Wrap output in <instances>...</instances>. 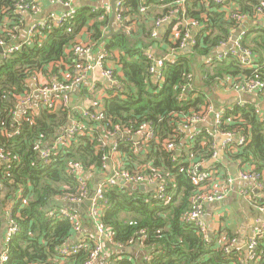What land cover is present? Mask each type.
Listing matches in <instances>:
<instances>
[{
    "label": "trees",
    "instance_id": "obj_1",
    "mask_svg": "<svg viewBox=\"0 0 264 264\" xmlns=\"http://www.w3.org/2000/svg\"><path fill=\"white\" fill-rule=\"evenodd\" d=\"M14 1L0 0V23L3 16L8 15L9 27L20 16L12 10L8 14L2 10L12 7ZM177 1L128 0L126 14L138 21L143 34L120 29L110 36L102 30L106 20L98 19L102 10L95 5L94 0H82L77 13L54 27L42 43L25 45L8 57L0 52V152L13 159L8 169H4L0 161V242L9 255L4 264L85 263L94 246L91 239L86 241V247L77 255L63 263L57 260L56 254L58 247L73 237L74 229L69 219L59 218L53 213L64 206L66 196L81 193V184L78 177L70 172V163L80 162L85 173L107 171L102 168L104 156L109 154L112 145L108 142L105 147H99L97 139L100 135L116 123L137 127L145 121L154 125L160 134V143H147L135 153L131 141L122 139L118 142V149L125 155L123 159H127L128 168L134 169L140 165L147 169L160 168V178L166 183L165 194L169 200H160L154 191H141L126 185L106 188L105 197L109 204L104 209L102 221L113 231V242L127 244L146 230V246L153 255L150 264H253L247 261L245 253L241 251L234 250L227 256L224 249L216 244L215 238L206 242L203 235L185 221L191 207L190 197L197 189L188 170L193 163L212 159L213 138L203 130L194 137L192 145L187 141L182 151L178 155L174 154L176 161L163 148V141L175 136V130L185 115L201 112L212 103L211 93L202 87L214 85L217 77L264 79V24L258 29L252 27L246 30L240 40L244 48L256 55L257 68L244 67L234 55L208 66L206 58L214 55L219 44L228 40L234 31L241 28L242 23L227 16L223 5L213 0H187V17L197 19L202 27L194 34L195 42L189 43V49H180L187 27L182 23L183 19L181 21L183 11L179 9V18L162 36L161 45L164 51L161 55L168 52L169 46L175 49V57L167 61L163 68L164 81L154 82L149 74L151 60L147 50L161 43L158 42L160 39L151 36V29L142 19H148L156 6L164 7L157 17L168 13L170 3ZM234 1L235 7L253 20H256L253 14L257 8L262 6L264 9V0ZM142 7L148 9L142 11ZM176 25L180 35L172 39V30ZM85 29L95 42L104 46L111 60L121 66L123 74L116 71L124 87H115L104 99L99 115L101 121L98 120L100 124L85 120L87 127H93L92 131L74 136L66 146L60 145L59 153L52 154L53 162L46 164L40 157V148L53 145L73 112L64 107H44L37 112L29 109L26 115L15 121L14 111L17 110L18 99L31 92L28 79L32 75H46L50 70L58 73L60 69L64 70V62H74L75 57L70 48ZM6 40L10 38L6 37ZM199 70L204 85L196 82ZM189 74H192V80L188 79ZM225 108L227 112L222 128L237 131L248 138L246 145L238 146L235 152L227 150V158L242 162L245 168L253 167L264 173V116L250 102ZM91 110L95 111L93 108ZM74 113L82 118L79 111ZM16 130L19 133L13 135ZM186 133L180 134L179 143L187 136ZM92 186V181H88V187L91 189ZM19 192L21 196L18 197ZM11 201L14 202L8 210ZM78 209L81 210V206ZM10 219H14L21 230L6 242ZM259 247L261 257L257 264H264V236L259 238ZM109 264L147 263L118 254L111 257Z\"/></svg>",
    "mask_w": 264,
    "mask_h": 264
},
{
    "label": "built area",
    "instance_id": "obj_2",
    "mask_svg": "<svg viewBox=\"0 0 264 264\" xmlns=\"http://www.w3.org/2000/svg\"><path fill=\"white\" fill-rule=\"evenodd\" d=\"M82 0H15L12 7L3 8V13H9V10L16 12L20 19L13 22L12 27H9V16H3L2 22L0 23V47L3 48L1 52L4 57H8L13 53L20 51L25 45H35L42 43L48 33H50L54 27L66 22L68 19L72 18L79 7V2ZM111 1V0H108ZM128 0H116L115 1V18L120 24V28L124 31L131 33L134 31V26L136 20L131 21V16L126 14V4ZM187 0H178L177 2L170 3V11L164 15L158 16L154 21V26L151 32L153 38L159 36L160 28L165 25H170L175 19L179 18V9H182V23L187 27L182 37V43L179 45L180 49H186L189 47V43H194L193 29H199L202 24L193 18H188L185 11V4ZM214 2L223 5L224 9L227 11V16L232 19L237 20L242 23V25L251 19L247 13L241 12L237 9L234 0H213ZM44 2H49L52 4H57L63 11L59 14L51 13L47 16L43 15ZM148 8L142 7V11H146ZM95 10V9H94ZM28 14L31 22H28ZM180 14V13H179ZM254 18L259 24H264V9L263 7H258L257 11L253 14ZM101 19L105 18V15H100ZM242 27V26H241ZM259 27V26H258ZM25 30V31H24ZM25 36L21 38V32ZM239 32L236 40H234L235 32ZM173 39H177L180 35V30L176 25L172 30ZM245 30L238 29L233 32L228 40L222 41L214 55L206 58L205 62L208 66L214 65L215 61L222 62L230 55H234L238 58L240 63L247 68H257L256 55L248 48H244L240 42L243 35H245ZM9 37L10 40H6ZM95 51L94 45L90 42H85L78 40L73 43L70 51L75 55H83L90 57L92 54L98 53V58L96 60H91L83 65L73 73L70 80L62 81L58 74L52 75L50 78L55 79L52 83L46 80V75L40 74L32 75L28 82L30 81L34 85V92H29V94L24 95L18 99L17 110L14 111V119L18 120L19 110L22 109L23 115H26L31 109L33 112H37L40 109H58L59 107H64L69 109L73 113L70 115L68 123L70 126L62 132V134L54 141L53 145H47L40 148V157L46 164L53 162L52 154L57 155L59 153L60 145H67V142L72 140L76 135H85L87 132L92 131L93 127H87L86 121L94 120L99 123V115L101 110L92 111V108L75 107L71 102L70 92L72 88L83 83L90 73L95 72L93 70H99L100 76L105 79L109 84V89L113 90L115 87L119 86L120 79L118 78V73L115 66L112 64H107L110 59V54L104 47H97ZM221 49V51H220ZM219 50V51H218ZM148 57L151 60L149 67V74L152 76L154 82L162 83L164 81L163 68L167 61H171L175 57V49H171L167 53L161 56H157L152 52H147ZM188 79L192 80V74L188 75ZM231 80V87L237 93L248 94V93H259L264 96V79L259 77H217L216 80L219 82H224L225 80ZM189 87H192L189 84ZM35 94L42 97L43 100H38L34 102L33 99ZM239 105L243 106L246 104L245 100H241ZM76 111L80 112L82 118L77 117L74 113ZM226 108L216 107L213 103L209 104L203 111L190 113L182 118L177 129L175 130V136L173 138H165L163 141V148L171 153L178 155L182 151V146L188 141L189 145L193 144L194 137L201 134L203 129V124L212 118L214 123L213 130H206L207 134L214 138L216 135L224 137V150H230L235 152L238 146H244L248 142V138L244 134H240L234 130H224L222 126L225 122ZM79 115V116H80ZM21 116V117H22ZM99 120V121H98ZM67 123V124H68ZM100 124V123H99ZM100 129V125L98 126ZM97 128V129H98ZM193 132L181 139L179 143V136L182 132H187L192 130ZM19 130L14 131L13 135L18 134ZM9 135V134H8ZM122 139L131 141L135 153L142 150L143 145L155 142L160 143V134L157 132L154 125L145 121L139 124L137 127L128 126L124 124L116 123L112 128L107 129L100 137L97 139L99 147H105L108 142L112 145V149L109 154L104 156L103 172L96 174V172L85 173L83 165L78 161H73L70 163V172L75 174L81 184L80 194H69L64 198V206L60 209L54 211L53 215H57L62 219H69L73 224L74 234L70 241L57 249V260L62 261V263L68 260L71 256L77 255L83 248L86 247V241L91 239L94 241V246L90 250L88 259L84 264H97V260L104 254L109 258L112 256L111 249L117 248L125 250L133 244H137L148 250L146 246L147 231L143 230L140 232L138 238L131 239L127 244L114 243L113 242V231L107 227L103 221L102 217L104 214L105 207L109 204L105 197V189L117 185H124L125 183H130L132 185H142L145 184L148 188H152V191L156 192L160 200L168 201L169 198L166 196V183L160 178L161 169L150 167L147 169L143 165L136 166L134 169L128 168L129 163L127 159H123L125 156L119 152L118 142ZM213 156L216 158L218 156V151L212 143ZM180 150V152H178ZM117 155L118 158H117ZM176 161V156L173 157ZM114 160V161H113ZM0 161L3 164L4 169L11 167L13 163L12 157L4 152H0ZM121 162V165L119 164ZM204 163V162H203ZM203 163L195 164L193 163L188 174L192 178L193 182L197 185L196 191L191 195L190 202L191 207L185 216L186 223L193 225L197 229V233L203 235L206 242H210L213 237H210L208 225L205 221L206 207L213 203H218L224 201L232 192V188L236 179H241L250 184L249 188H244L242 190V195L248 197L251 204L257 209L258 215L255 217L254 226L250 234L247 236L245 245L246 253L245 258L247 261L253 264H257L261 257V250L259 247V238L264 236V173L256 171L253 167L245 168L240 170L236 177L232 175L221 176L218 175V170L215 168L204 169ZM148 170V171H147ZM92 173L93 181L98 179V185L93 192V186L90 189L88 187V180L86 176ZM217 176V177H216ZM214 177H216L214 179ZM213 182L210 183V181ZM254 191L260 192V200L258 196L253 194ZM21 196L19 192L18 197ZM14 199V198H13ZM14 201L8 204V210L13 205ZM66 203L75 206H80L84 203H88L87 211L82 212L75 207H70L65 205ZM85 220H89L94 226V233L88 238H84L83 230ZM21 228L14 219L9 220V227L6 232V242L9 238L17 235ZM78 234L82 236L78 237ZM76 236V237H75ZM217 245H220L227 256H230L233 251H241L242 248L239 246L238 237L234 236H224L219 241H216ZM244 248V249H245ZM151 249L143 257V260L150 264L153 258ZM9 258L8 251L4 247L0 253V264H4ZM111 260V259H110ZM108 260V264L110 263ZM243 261V260H242Z\"/></svg>",
    "mask_w": 264,
    "mask_h": 264
},
{
    "label": "crops",
    "instance_id": "obj_3",
    "mask_svg": "<svg viewBox=\"0 0 264 264\" xmlns=\"http://www.w3.org/2000/svg\"><path fill=\"white\" fill-rule=\"evenodd\" d=\"M112 1L108 0H94L95 5L102 10V15H105L104 19H101L100 16L98 17L99 20L105 21V26L102 25V30L106 35L113 36L118 30H120V24L115 18L114 12L115 9L112 5ZM80 3V2H79ZM79 5V4H78ZM43 6V15L47 16L51 13H61L63 11V8H61L57 4H52L49 2H44L42 4ZM163 6H156L154 7L152 13H150V17L148 19H142L147 23L148 29H153L154 26V21L157 18V14H160L163 10ZM150 11V10H148ZM23 16L27 15L28 22L26 25L30 24L31 19L28 14L24 13L22 14ZM114 16V17H113ZM135 19H131V21H134ZM263 24H259L256 20L250 19L246 21L242 27L241 30H248L252 27L255 29H258V26H262ZM170 28V23L167 25H163L160 30H159V36L154 39H160L161 44H156V46L150 47L147 52H152L157 56H161V54L164 53V51L161 48V45L163 44L162 36L167 33V31ZM25 31V30H24ZM24 31L21 32V38L25 36L23 33ZM134 31L139 32L140 35L143 34L142 29L139 27L138 21L136 22L134 26ZM133 31V32H134ZM198 31L197 29H193L192 33H195ZM171 38L173 39L172 35ZM78 40H82L85 42H90L91 44L94 45L95 51L98 49L97 47H104L102 44H99L95 42L91 38V33L87 29H85L82 34L80 35ZM172 48L168 46V51H170ZM189 49V48H186ZM162 50V51H161ZM219 51V50H218ZM221 51V49H220ZM98 53L95 52V54H92L91 58L83 55H75V60L74 62H64L63 66L65 67L64 70L60 69V72H53V70H50L48 74H46V80L48 82H53L55 79L50 78L54 74H58L60 79L62 81L70 80L73 76V73L77 71L84 63H87L91 60H96L98 58ZM107 64H112L115 66V69L119 71V73L122 75V69L119 64H117L115 61H112L111 58L107 61ZM52 66V65H51ZM95 72H92L89 74L87 79L81 83L75 85L71 92V102L73 106L75 107H83V108H93L94 110H101L103 108V102L106 97L109 96L108 93H111V89H109V84L108 82L103 79L100 76V73L98 72L99 70H93ZM118 73V74H119ZM42 74H40L41 76ZM43 76V75H42ZM198 74L196 76L197 80ZM197 82V81H196ZM30 85V90L31 92H34V85L29 81L28 82ZM199 83V84H198ZM198 85H204V80H203V75L201 74V79L198 81ZM215 90L216 94L219 96V104L212 103L216 107H226V106H233L235 104H238L241 102V100H245L246 103L250 102L254 104L257 108L258 111L262 116H264V96L259 94V93H248V94H240L237 93L234 89L231 87V80H225L224 82H215ZM120 87H124V84L120 80ZM203 90H207V86L202 87ZM208 92V91H207ZM212 95V92H209ZM215 96V95H214ZM212 97V96H211ZM210 97V98H211ZM38 100H43L42 97L38 94H35L34 99H33V104L34 102ZM23 114L22 109L19 110V117H21ZM203 129L204 131L206 130H213L214 129V123L212 118H209L204 124H203ZM193 132L192 130L187 131L186 135L189 136ZM224 137L220 135H216L213 138V143L218 151V156L216 158H212L209 161H206L203 163V168L204 169H211L215 168L218 170V175L221 176H226V175H232L236 177L239 173L240 170L245 169L243 166L242 162L237 161L233 162L230 161L227 158L226 151L224 150L223 144H224ZM119 155H117L118 158ZM114 161V160H113ZM121 165V162H119ZM92 173H89L86 178L88 181H93V176L91 175ZM217 177V176H216ZM214 177V179L216 178ZM212 179L210 181L213 182ZM95 184V183H94ZM93 184V185H94ZM94 187V186H93ZM250 184L246 181H243L241 179H236L234 186L232 188V192L230 195L222 202L218 203H213L210 204L206 207V212H205V221L208 225V230H209V235L210 237L215 238V241H219L221 238L224 236H229L228 234L235 235L238 237L239 241V246L242 248L244 253L245 251V241L247 236L250 234V232L253 229L254 226V221L255 217L258 215L257 209L251 204L250 200L248 197H244L242 195V190L244 188H249ZM253 194L255 196H258L260 200V192L259 191H254ZM11 202H9L10 204ZM64 204V203H63ZM81 206V210L83 213L87 211L88 203H84ZM79 206H76L75 209H78ZM94 226L89 220H85L84 223V230H83V236L84 238H88L91 234L94 233ZM82 236L81 234H78V237ZM76 237V236H75ZM112 256L113 255H118L120 254L122 257H128L130 259L136 260L138 262L143 260V257L148 253V250L144 247H141L137 244H133L130 247L126 248L125 250H116L114 248L111 249ZM110 256L109 258L104 254L97 260V264H108V260L111 259Z\"/></svg>",
    "mask_w": 264,
    "mask_h": 264
},
{
    "label": "water",
    "instance_id": "obj_4",
    "mask_svg": "<svg viewBox=\"0 0 264 264\" xmlns=\"http://www.w3.org/2000/svg\"><path fill=\"white\" fill-rule=\"evenodd\" d=\"M115 1H116V0H113V1H112V5H113V7L115 6ZM114 15H115V12H114ZM113 17H114V16H113ZM238 35H239V32H238V31L235 32V34H234V40L237 39ZM2 51H3V48L0 47V52H2ZM69 126H70V123H68V124L66 125V128L69 127ZM178 152H180V150H179ZM122 183H124L126 186L133 187V188H135V189H140L141 191H152V188H148L145 184H142V185H132V184H130V183H125V182H123V181H122ZM97 185H98V179L95 180V184H94V187H93V192H94L95 189L97 188ZM65 205H68V206H70V207H76L75 205L68 204V203H66ZM2 249H3V247H2V244H1V242H0V253H1ZM245 250H247V249L245 248Z\"/></svg>",
    "mask_w": 264,
    "mask_h": 264
},
{
    "label": "rangeland",
    "instance_id": "obj_5",
    "mask_svg": "<svg viewBox=\"0 0 264 264\" xmlns=\"http://www.w3.org/2000/svg\"><path fill=\"white\" fill-rule=\"evenodd\" d=\"M198 77H197V83L199 81V79H201V71H197ZM199 84V83H198ZM207 91L208 92H212V97L210 98L212 101H216L217 103L219 102V96L216 94V90H215V85H211V86H207ZM215 95V96H214Z\"/></svg>",
    "mask_w": 264,
    "mask_h": 264
}]
</instances>
